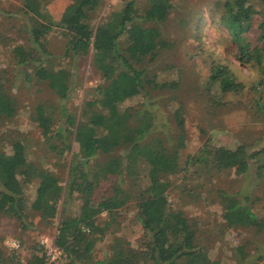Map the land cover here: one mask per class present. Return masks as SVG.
Returning a JSON list of instances; mask_svg holds the SVG:
<instances>
[{
  "label": "rangeland",
  "instance_id": "rangeland-1",
  "mask_svg": "<svg viewBox=\"0 0 264 264\" xmlns=\"http://www.w3.org/2000/svg\"><path fill=\"white\" fill-rule=\"evenodd\" d=\"M38 1L53 21L70 2ZM125 1L130 0H101L90 15V26L93 28L107 12L119 9ZM168 1L169 8L162 21L138 23L143 28H155L165 45L152 62L144 58L137 66L142 71V81L148 82L143 89L145 101L151 104L155 114L154 133L166 148L175 149L178 155V171L166 176L167 207L179 211L186 219L196 247L208 261L263 264L264 228L228 226L221 216L220 198L222 193L228 195L254 215L255 222L264 221V88L256 84L259 68L237 60V51L219 20L218 11L212 12L215 3L221 0ZM133 2L138 11L147 7L146 0ZM254 3L260 5L257 0ZM21 6L22 0H0V89L15 102L14 115L0 123V152L8 154L10 143L18 142L27 161L54 174L63 189L68 177L69 153L76 151V145L69 132L66 135L69 150L61 158L55 157L46 148L32 120L38 105L56 108L62 102L57 101L43 83L22 80L18 56L13 52L14 47L27 45L23 28L28 18L22 14ZM247 32L245 37L254 44V26ZM120 42H124L123 38ZM45 44L55 56L52 67L61 68L70 75V97L63 103L66 111L75 122L85 121L83 110L96 100L95 88L102 82L101 75L92 69L89 53L74 59L61 57L65 39L58 31L51 30ZM215 65L229 70L231 80L239 85L236 91L217 92L209 79ZM159 84L164 86L158 89ZM141 95L125 100L120 108L136 109L144 102ZM47 112L54 113L53 109ZM175 113L181 120V129L176 127ZM239 145L251 158L245 174H236L233 169L216 170L212 156L201 152L203 148L212 152L221 146L233 149ZM200 155L207 157L205 164L194 161ZM104 159L99 154L87 163L89 171H81L87 179H94L93 202L110 196L116 186L131 191L130 197L146 186V179L134 180L133 186L132 181L123 176L97 177L94 163ZM35 187V182H31L23 188L22 222L0 214V250L5 255L15 256L20 264L52 246L60 210L62 215L72 217L79 206L76 195L71 194L64 202L56 204V214L51 220L37 218L28 208ZM134 213L130 198L110 215L100 212L95 216L91 260L108 256L114 239L127 243L134 251L142 250L146 240Z\"/></svg>",
  "mask_w": 264,
  "mask_h": 264
},
{
  "label": "trees",
  "instance_id": "trees-1",
  "mask_svg": "<svg viewBox=\"0 0 264 264\" xmlns=\"http://www.w3.org/2000/svg\"><path fill=\"white\" fill-rule=\"evenodd\" d=\"M100 1L70 0L53 21L38 0H22L21 11L28 18L23 28L27 45L13 48L22 69V80L43 83L57 101L62 102L56 108L38 105L32 120L46 148L55 157L61 158L69 150L66 140L69 132L76 151L69 153L68 177L62 189L54 174L27 161L18 142L10 143L8 154L0 152V214L22 222L23 188L35 182L28 208L37 218L51 220L56 214V204L64 202L71 194L79 200L77 212L72 217L62 215L60 210L52 243L65 255L66 264H214L196 247L194 235L182 214L167 207L166 176L178 171V155L175 149L166 148L154 133L155 114L151 104L145 101L143 89L148 82L142 81V71L137 68L144 58L152 62L165 45L155 28H143L138 23L162 21L169 1L146 0L147 7L141 11L134 8L133 0L125 1L119 9L107 12L92 28L90 15ZM255 1L221 0L215 3L212 12L218 11L219 20L237 51V60L259 68L256 84L264 88V0H257L258 6ZM252 25L256 32L254 44L245 37ZM51 30L58 31L65 39L61 57L74 59L89 53L92 69L102 77L95 88L96 100L83 110L85 121L75 122L63 105L70 97V75L61 68L52 67L55 56L45 44ZM228 71L221 65H215L210 71L209 79L218 93L238 89L239 85L231 80ZM163 86L159 84L158 89ZM139 94H143L144 102L136 109L120 108L125 100ZM46 109H53L55 118ZM14 113V100L0 89V123ZM174 118L176 127L181 129L178 114L175 113ZM201 152L212 156L216 170L233 169L236 174H245L251 159L240 145L233 149L221 146L212 152L203 148ZM99 154L105 159L94 163L97 177L123 176L130 179L133 186L134 180L146 179V186L137 189L131 197V191L116 186L110 196L93 202L94 179H87L81 171H89L87 163ZM194 161L205 164L207 157L200 155ZM130 198L133 199L134 217L146 240L144 247L134 251L127 243L114 239L108 256L91 260L95 216L100 212L110 215ZM220 198L221 216L228 226L264 228V221L255 222L254 215L237 201L223 193ZM41 253L29 256L24 264H41ZM0 264L20 263L15 256L5 255L0 250Z\"/></svg>",
  "mask_w": 264,
  "mask_h": 264
},
{
  "label": "built area",
  "instance_id": "built-area-1",
  "mask_svg": "<svg viewBox=\"0 0 264 264\" xmlns=\"http://www.w3.org/2000/svg\"><path fill=\"white\" fill-rule=\"evenodd\" d=\"M11 246H13V244ZM41 256V264H66L65 255L53 246L43 250Z\"/></svg>",
  "mask_w": 264,
  "mask_h": 264
}]
</instances>
